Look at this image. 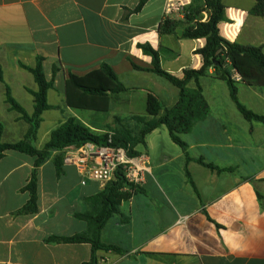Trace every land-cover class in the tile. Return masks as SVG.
<instances>
[{"label":"crops","instance_id":"obj_1","mask_svg":"<svg viewBox=\"0 0 264 264\" xmlns=\"http://www.w3.org/2000/svg\"><path fill=\"white\" fill-rule=\"evenodd\" d=\"M140 0H0V129L1 142L24 139L29 125L6 102V90L28 113H34L38 91L35 68L43 70L53 87L50 109L42 115L33 145L42 150L51 133L75 118L95 134L124 128L137 138L150 121L146 101L155 95L162 114L178 102L179 90L152 72V57L139 45L158 52L163 70L183 78L186 69L199 70L196 54L205 39L188 40L177 31L160 35L162 21H184L182 9L193 0H149L139 13L129 14ZM226 21L220 35L242 46L262 47L264 16L250 12L256 0H222ZM210 11L200 19L209 21ZM243 23L238 27V21ZM155 34V35H153ZM155 42V47H153ZM133 45L144 60L133 54ZM111 67L127 91L95 98L87 109L67 104L66 82ZM239 102L264 118V87L248 85L234 76ZM202 89L208 117L182 135L186 152L165 126L135 147L144 169V182L124 188L121 202L101 231L105 245L119 251H97L96 264H264V122L247 120L230 96L226 81L214 69L188 87ZM109 128H112L110 130ZM52 152L37 171V211L17 214L30 194L35 158L6 151L0 160V264H85L94 257L89 243H48L50 237L91 234L94 226L82 218L100 208L105 190L98 181H83L65 159L58 172ZM191 158L187 160V156ZM202 161V163H199ZM210 166L215 167L214 169Z\"/></svg>","mask_w":264,"mask_h":264},{"label":"trees","instance_id":"obj_2","mask_svg":"<svg viewBox=\"0 0 264 264\" xmlns=\"http://www.w3.org/2000/svg\"><path fill=\"white\" fill-rule=\"evenodd\" d=\"M148 1L140 0L135 9L128 10L129 14L139 13ZM256 2L250 13L255 16H264V0H256ZM206 11H210L211 17L209 21L203 22L200 15ZM182 14L184 21L172 19L162 21L159 26V33L160 35H170L182 29L184 39H205L206 45L196 51V54L201 55L203 58V66L199 70L186 69L183 72V78H178L162 69L159 54L150 45H139L146 55L152 57V72L176 87L179 90V99L174 107L162 114L159 99L151 93L148 94L146 110L152 119L144 122L145 129L140 132L137 138H134L129 130L120 128L114 131L110 143L109 134H95L79 120L70 118L55 129L51 133L49 142L42 150H38L33 142L37 138L43 113L50 109L47 94L53 87V83L46 80L43 70V58H38L37 65L33 69L24 66V69L34 76L38 85L37 92L30 91L34 97V113L28 114L16 102L9 87L6 90V102L12 110L20 114V119L29 125L28 132L22 141L14 144H4L1 142L0 129V160L4 157L6 151L19 152L36 159L30 181L23 189L29 192L30 200L17 214H29L37 211V171L54 151L58 152L54 160L58 172L61 171L63 163V151L72 146L85 144L113 146L124 148L128 150L131 157H136L138 153L135 151V147L139 144L145 145L147 135L160 126H165L172 141L186 152L187 144L181 136L192 132L194 127L199 122L204 121L210 113L209 105L203 96L201 87L198 85L197 88L190 89L188 84L192 80L198 83L199 79L206 76L211 68L214 69L216 78L224 80L228 84L230 96L244 118L249 121L264 122L263 117L249 111L239 102L234 80V76L238 75L248 85L264 87L263 48L232 43L220 35L219 24L226 21L225 6L222 0H193L189 6L182 9ZM0 81H3L1 73ZM126 91V87L107 64H103L99 70L93 71L84 77L70 76L66 82L67 104L75 109H87L91 104L93 105L95 98H105L107 100L111 95H119ZM109 129L112 130V128ZM186 156L187 160L190 161L189 155ZM199 163H202V161H199ZM210 168L214 169L215 167L210 166ZM124 188L135 190L134 184L129 183L123 170L119 169L114 174V179L106 185L105 190L97 197L100 199L98 212L93 216H81L94 226L93 232L74 237H50L47 242L91 244L94 257L90 263L85 264H96L95 253L97 251H119L115 246L103 244L100 234L107 221L119 212L121 202L128 197L127 194L129 193L122 192Z\"/></svg>","mask_w":264,"mask_h":264},{"label":"built area","instance_id":"obj_3","mask_svg":"<svg viewBox=\"0 0 264 264\" xmlns=\"http://www.w3.org/2000/svg\"><path fill=\"white\" fill-rule=\"evenodd\" d=\"M113 135V133L109 134L110 143ZM65 159L76 166L84 182L98 181L106 186L114 179V174L119 169L123 170L127 181L131 184L141 185L145 179L141 161L131 157L124 148L94 144L72 146L65 150ZM97 264L110 263L101 260Z\"/></svg>","mask_w":264,"mask_h":264},{"label":"clouds","instance_id":"obj_4","mask_svg":"<svg viewBox=\"0 0 264 264\" xmlns=\"http://www.w3.org/2000/svg\"><path fill=\"white\" fill-rule=\"evenodd\" d=\"M182 2H183V0H182ZM189 2H190V0H189ZM243 23V20L241 19L240 21H238V25H237V27L240 25V24H242ZM153 35H155V34H153ZM153 47H155V42H153ZM133 54H135V55H137V56H140L142 59H144V60H150V58L149 57H146V56H142L141 55V53L140 52H138L136 49H135V45H133Z\"/></svg>","mask_w":264,"mask_h":264},{"label":"water","instance_id":"obj_5","mask_svg":"<svg viewBox=\"0 0 264 264\" xmlns=\"http://www.w3.org/2000/svg\"><path fill=\"white\" fill-rule=\"evenodd\" d=\"M177 33L181 36L182 35V30H178Z\"/></svg>","mask_w":264,"mask_h":264}]
</instances>
